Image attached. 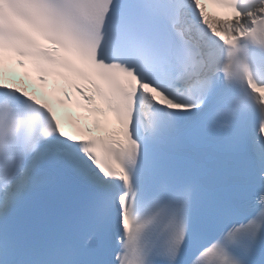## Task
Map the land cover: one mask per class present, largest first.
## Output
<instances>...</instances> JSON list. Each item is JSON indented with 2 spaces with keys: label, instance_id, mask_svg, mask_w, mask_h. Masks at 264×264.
<instances>
[{
  "label": "bare ground",
  "instance_id": "obj_1",
  "mask_svg": "<svg viewBox=\"0 0 264 264\" xmlns=\"http://www.w3.org/2000/svg\"><path fill=\"white\" fill-rule=\"evenodd\" d=\"M191 19H192L193 23L196 22V21H195V17H194L193 15H192ZM184 22H186V21H184ZM187 23H188V22H187ZM189 25H190V24H189ZM218 26H219V25H218ZM197 30H200V29L197 28ZM206 36H207V35H206ZM183 44H184V43H183ZM184 45H185V44H184ZM185 54H186V53H185ZM217 60H218V63L215 64L216 66L220 64V58H217ZM203 82H204V81H203ZM152 110H153V109L150 107V108H149V111H147L146 113H143V115L140 116V120H141V122H142V121H152V122L155 121L154 118H153V116H152ZM157 112H158V114H156V117H157L159 120H163L165 117L170 116V115H168V114L162 112L161 110H157ZM158 136H159L160 138H162V139L165 138V137L162 136L161 134H158ZM254 138H255V137H254ZM50 140H52V139H50ZM56 141H58V140H56ZM61 142H63V144H66L67 146L71 147V149H74V148L72 147V145L69 144L68 142H65V141H61ZM256 144H257V143H256ZM258 146H259V142H258ZM74 151H75V149H74ZM254 152H255V151H254ZM75 153H76V152H75ZM262 153H263V151H262V149H260V154H261V156H262ZM255 154H256V152H255ZM75 155H76V154H75ZM82 155H83V154H82ZM82 155H81V156H82ZM83 158H84L85 161H87L86 163H87L88 167H89L92 171L96 172L95 169L89 164L88 160H87L84 156H83ZM66 163H67V164H70V163H68V161H66ZM100 182H101V183H100ZM100 182H98V184L101 185V186H103V187H104V186L106 185V183H107V181H100ZM37 189H38V191H41V190H42L41 187H38ZM116 194L119 195V191H118V193H116ZM106 196L109 197V196H110L109 193H108ZM111 217H113V223L115 224V214H114L113 211H111ZM115 229H116V240L118 241V237H120V235H119V227H115ZM105 239H107V237H105ZM116 249H117V246H116V248H115L113 251H109V254H111V256H112V254L115 253Z\"/></svg>",
  "mask_w": 264,
  "mask_h": 264
}]
</instances>
